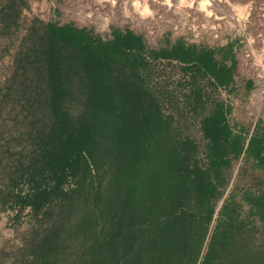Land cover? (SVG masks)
Instances as JSON below:
<instances>
[{"label":"trees","instance_id":"16d2710c","mask_svg":"<svg viewBox=\"0 0 264 264\" xmlns=\"http://www.w3.org/2000/svg\"><path fill=\"white\" fill-rule=\"evenodd\" d=\"M52 33L85 53L90 119L70 131L50 83L53 127L35 162L39 173L26 171L34 191L23 201L9 199L35 211L53 198L61 201L55 229L31 249L34 264H264V192L232 190L216 212L227 153L239 148L228 135L217 134L219 141L218 126L207 122V164L200 165L196 143L175 132L145 88L141 39L127 32L103 43L71 27ZM148 55L153 61L177 60L217 85L231 81L233 67L218 63L208 50L178 46ZM262 141L249 140L243 161L264 172ZM46 174L52 188H42ZM67 174L75 186L63 192ZM242 202L261 215L257 246L256 228L239 217Z\"/></svg>","mask_w":264,"mask_h":264},{"label":"rangeland","instance_id":"374dc122","mask_svg":"<svg viewBox=\"0 0 264 264\" xmlns=\"http://www.w3.org/2000/svg\"><path fill=\"white\" fill-rule=\"evenodd\" d=\"M63 27L103 43L127 32L141 39L145 88L175 132L196 143L202 167L207 122L218 126L216 136L228 135L227 141L237 144L239 151L227 153L216 212L232 190L264 192V172L240 156L249 139L263 138L264 159V0H0V264H34L31 249L59 220V199L38 211L9 200L13 195L23 201L34 191L27 174L39 173L35 162L54 121L47 106L50 83L70 131L78 132L90 119L85 53L52 33ZM178 46L208 50L218 63L232 66L230 83L217 85L177 60L153 61L148 55ZM48 176L42 188L54 186ZM74 186L75 179L65 175L61 191ZM239 217L256 228L257 246L261 215L242 202Z\"/></svg>","mask_w":264,"mask_h":264},{"label":"crops","instance_id":"0c3cea01","mask_svg":"<svg viewBox=\"0 0 264 264\" xmlns=\"http://www.w3.org/2000/svg\"><path fill=\"white\" fill-rule=\"evenodd\" d=\"M254 126H255V124H254ZM249 140H250V139H249ZM262 155H263V154L261 153V157H262ZM240 156H241V158L243 159V158H244V152H243V154H241Z\"/></svg>","mask_w":264,"mask_h":264},{"label":"bare ground","instance_id":"6f19581e","mask_svg":"<svg viewBox=\"0 0 264 264\" xmlns=\"http://www.w3.org/2000/svg\"><path fill=\"white\" fill-rule=\"evenodd\" d=\"M105 1V0H104ZM113 1V0H112ZM114 3V2H113ZM100 6V5H99Z\"/></svg>","mask_w":264,"mask_h":264}]
</instances>
